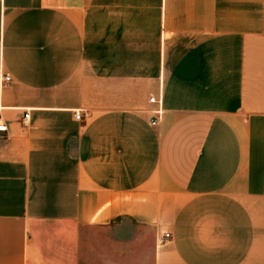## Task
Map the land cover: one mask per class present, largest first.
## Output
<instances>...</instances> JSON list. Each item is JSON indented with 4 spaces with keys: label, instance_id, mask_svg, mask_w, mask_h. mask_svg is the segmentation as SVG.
Wrapping results in <instances>:
<instances>
[{
    "label": "crops",
    "instance_id": "crops-1",
    "mask_svg": "<svg viewBox=\"0 0 264 264\" xmlns=\"http://www.w3.org/2000/svg\"><path fill=\"white\" fill-rule=\"evenodd\" d=\"M1 71L0 264H264V0H0Z\"/></svg>",
    "mask_w": 264,
    "mask_h": 264
},
{
    "label": "built area",
    "instance_id": "built-area-1",
    "mask_svg": "<svg viewBox=\"0 0 264 264\" xmlns=\"http://www.w3.org/2000/svg\"><path fill=\"white\" fill-rule=\"evenodd\" d=\"M9 79H10V76L8 75V74H6V73H4V72H0V83L1 84H4V83H6L7 81H9ZM149 100H151V101H153V100H155V97L153 96V95H151L150 97H149ZM160 111H159V109L157 110V113H159ZM74 115H75V117L76 118H80L81 117V111L80 110H75L74 111ZM23 124L24 125H27V123H28V111H26L25 113H24V116H23ZM155 121H156V118L155 117H153L152 118V120H151V123H155ZM170 236H171V234H170V232L169 231H164L161 235H160V237L158 238V243H160V244H163L167 239H169L170 238Z\"/></svg>",
    "mask_w": 264,
    "mask_h": 264
}]
</instances>
